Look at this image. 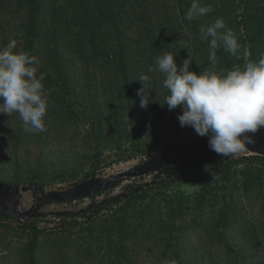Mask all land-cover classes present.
Listing matches in <instances>:
<instances>
[{"label": "rangeland", "instance_id": "rangeland-1", "mask_svg": "<svg viewBox=\"0 0 264 264\" xmlns=\"http://www.w3.org/2000/svg\"><path fill=\"white\" fill-rule=\"evenodd\" d=\"M36 1V58L54 84L47 78L42 82L49 103L45 131H26L17 113L0 114V181L14 186L61 191L92 177L129 170L149 155L198 138L192 127L180 126L181 107L169 111L161 106L169 94L162 86L165 77L148 69L164 53L176 56L178 65L191 59V70L197 73L243 66L244 60L220 43L213 68L209 46L200 38L202 25L222 18L248 48L250 60L264 54V11L255 14L264 8L261 0H198L211 11L191 21L184 17L193 0H122L130 16L124 32L132 36L123 42L114 37L106 0ZM32 14L33 7L19 0H0V48L11 40L19 44ZM141 74L150 78L146 109L139 94ZM249 156L245 152L228 158L243 160L233 165L227 181L210 165L152 191L147 200L125 211L121 205L103 210L90 226L84 223L86 217L76 216L81 210L152 183L155 175L125 179L100 196L43 207L32 219L45 232L36 263L264 264V187L253 180L258 168ZM38 198L29 192L14 201L24 212ZM171 208L183 210L185 216L176 225V238L166 242L162 228ZM221 213L228 217L224 227L218 222ZM126 214L132 219L123 232L118 220ZM13 219L0 222V264H28L29 236L19 219ZM66 221L80 224L68 230L61 227Z\"/></svg>", "mask_w": 264, "mask_h": 264}, {"label": "clouds", "instance_id": "clouds-1", "mask_svg": "<svg viewBox=\"0 0 264 264\" xmlns=\"http://www.w3.org/2000/svg\"><path fill=\"white\" fill-rule=\"evenodd\" d=\"M210 11V6L193 0L184 18L191 21ZM199 33L209 46L208 59L213 68L220 43L237 60L243 59V66L235 64L227 72L203 69L197 73L191 70V59L178 65L176 56L164 53L155 58V67L148 71L164 75L162 86L169 94L161 106L166 105L169 111L182 108L178 115L180 126L192 127L197 135L208 136L210 150L231 158L256 143L248 133L264 128V54L258 61L250 60L248 48L239 43L237 33L226 27L222 18L209 26L202 25ZM16 48L15 40L0 48V114L17 113L26 131L40 133L46 130L49 107L44 76L37 74V58L15 51ZM137 80L143 83L139 94L141 107L146 109L151 98L150 78L141 74Z\"/></svg>", "mask_w": 264, "mask_h": 264}, {"label": "trees", "instance_id": "trees-1", "mask_svg": "<svg viewBox=\"0 0 264 264\" xmlns=\"http://www.w3.org/2000/svg\"><path fill=\"white\" fill-rule=\"evenodd\" d=\"M19 1L24 5L33 7L34 14H32V16L28 19V22L26 23V31L23 32L22 39L17 45V48L15 49V51L26 52L36 57V39H37V24L36 23H37V14L40 11V7L36 0H19ZM79 1L82 2L81 0ZM135 1L136 3H139V0H135ZM261 3H262V6H264V0H261ZM124 5L125 3L122 2V0H106V10H107L106 13L108 15V19L111 24L112 32L114 34V37H116V39L121 42L130 40L132 37V36H128L124 32V29L128 21L130 22V19H129L130 16L125 10ZM129 6L133 7L134 5L129 4ZM261 11L263 12L264 8H258L255 11V14L261 13ZM251 12H252V9H251ZM254 23H255V16L251 15V25H254ZM257 39L258 38L252 41L253 46L254 44L257 45ZM37 74L38 75L43 74L44 78L50 79L51 80L50 82L54 84V82H52L53 81L52 74L50 72L38 66ZM261 130L264 131V128H261L260 131ZM248 159L251 160L253 164L255 165V167L258 168L256 170V174L253 177V180L256 181L258 187L263 188L264 187V173L262 172V170L264 168V157L251 155L249 156ZM239 160H243V159H234V158L231 160L228 158L222 159L219 162L209 163L203 166H199L195 169H189L184 172H180L171 178H160L158 180H154L152 183L139 186L138 188L133 189V190L131 189V191L128 194L124 195L123 197L119 199L108 200V201H104L99 204H95L92 208L85 210L84 212H81L76 216L86 217V220L84 221V223L87 225L89 224L90 226L91 223L95 222L96 219H98V217L102 215L101 213L103 210L105 209L110 210L114 206L121 205L119 206V209L125 211L129 207V205L147 200V198L149 197V194L152 191L159 190L163 186L172 185L182 176L196 173L210 165H215L216 167H218L223 173V179L227 181L230 178V175L232 173L233 165L239 163L238 162ZM100 195L102 194H96V196H100ZM169 207H171V205H169ZM184 216L185 215L183 214V210L171 208V212L169 213L168 220L164 222V225L162 228V231L164 234V238H163L164 241L171 242L172 239L174 240L176 238V232H177L176 225ZM129 219H132V217L126 214V216L118 220L120 225H122L121 231L123 232L127 231V226H128L127 221ZM3 220L15 221L9 214L0 211V222ZM227 221H228V217L226 216V214L221 213L218 218V222L220 226L224 227ZM16 222L20 225L24 233L29 236L27 263L37 264L36 263L37 247H38L40 238L45 234V232L38 228L36 220H26V222H20V220H17ZM78 224H80L78 221H75L73 224L67 223L66 221L63 225H61V227L68 229V230H72ZM139 226H136V228H138ZM223 240H224V236H222L219 239L220 242Z\"/></svg>", "mask_w": 264, "mask_h": 264}, {"label": "water", "instance_id": "water-1", "mask_svg": "<svg viewBox=\"0 0 264 264\" xmlns=\"http://www.w3.org/2000/svg\"><path fill=\"white\" fill-rule=\"evenodd\" d=\"M248 135H252L256 143L247 146L246 153L264 157V131H258L254 134L248 133ZM227 158L210 150L208 136H199L185 144L149 155L142 163L133 166L129 170L119 171L105 177H92L85 182L61 191L47 192L41 186H14L0 181V211L21 221L32 220L47 205L53 203L67 204L80 199H88L92 195L104 194L117 189L125 179H137L149 175H155V180L161 177L171 178L180 172ZM29 192L37 194L39 198L33 207L24 212H19L17 202L14 199H20ZM123 196L120 195L114 199ZM8 198L12 200L7 201ZM93 206H90V208ZM85 210H81V212ZM63 215L67 214L63 213Z\"/></svg>", "mask_w": 264, "mask_h": 264}]
</instances>
